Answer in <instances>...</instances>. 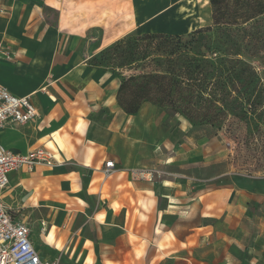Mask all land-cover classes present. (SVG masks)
Segmentation results:
<instances>
[{"label":"crops","instance_id":"1","mask_svg":"<svg viewBox=\"0 0 264 264\" xmlns=\"http://www.w3.org/2000/svg\"><path fill=\"white\" fill-rule=\"evenodd\" d=\"M49 1L0 0V84L15 96H30L37 109L33 122L2 128L0 145L19 155L49 149L60 162L11 172L2 203L16 221L29 226L43 260L159 264L161 254L169 258L173 248L159 230L165 215L159 198L148 195L153 184L145 177L161 163L172 167L170 140L183 137V150L189 154L192 136H160V125L169 126L168 118L174 117L166 107L144 102L138 113H127L118 102L121 75L95 65L87 40L52 21ZM108 161L116 169L106 177ZM165 183L173 188L162 196L170 210L180 184ZM183 183L186 187L187 181ZM235 194L239 192L232 191L227 199ZM141 200L149 205L144 218L133 212ZM184 229L185 247L207 231ZM236 237L239 249L255 258L251 264L264 262L260 235L255 239L248 233L242 245Z\"/></svg>","mask_w":264,"mask_h":264},{"label":"rangeland","instance_id":"2","mask_svg":"<svg viewBox=\"0 0 264 264\" xmlns=\"http://www.w3.org/2000/svg\"><path fill=\"white\" fill-rule=\"evenodd\" d=\"M222 1V22L242 26L250 37L242 34L241 38H249L252 46L260 44L258 49L244 53L246 65L255 75L254 81L248 88L237 87L233 93L235 107L227 109V118L219 125L193 122L168 109L174 117L168 118L169 126L160 125V136H192V140L189 154L183 150V137L170 140L172 167L168 170L161 163L145 177L153 184V192L148 195L159 198V209L165 215L161 224L158 223L159 230L166 233V245L173 248L169 258L164 259L161 254L159 264H190V261L193 264H251L255 258L239 249L235 235L241 237L242 245L248 241V233L255 239L258 234L260 247L264 245V233H261L264 229V0ZM49 2L52 21L70 34L83 36L88 53H95L94 64L121 75L122 79L141 74L142 68L154 67H147L149 62L142 61L139 55L138 60L131 61L122 56L121 50L114 51L118 43L125 45L130 40L135 51L139 46L136 39L146 34L187 36L199 28L214 26V8L209 0ZM259 98L263 104L257 106ZM165 180L180 184L170 210L164 207L162 196L173 188L171 184H163ZM184 181H187L186 187ZM232 191L239 195L227 199ZM126 196L130 199V192ZM148 207L141 200L138 210L134 205L133 212L144 218ZM185 208L190 212L187 215L183 214ZM135 224L136 217L132 228ZM31 227L35 231L32 223ZM185 227L186 232L191 229L193 234L200 228L207 231L193 236L185 247ZM61 264L66 263L61 260Z\"/></svg>","mask_w":264,"mask_h":264},{"label":"trees","instance_id":"3","mask_svg":"<svg viewBox=\"0 0 264 264\" xmlns=\"http://www.w3.org/2000/svg\"><path fill=\"white\" fill-rule=\"evenodd\" d=\"M209 1L214 8V26L187 36L146 34L136 39L139 46L135 51L130 40L114 46L113 50H121L126 59L141 57L149 62L147 67H154L122 79L118 102L127 113H138L144 102H151L193 122L219 125L227 118V109H234L233 93L237 87L248 88L255 76L246 65L244 53L258 49L260 44L252 46L249 38H241L242 34L250 37L242 26L222 22V0ZM262 104L259 98L256 105Z\"/></svg>","mask_w":264,"mask_h":264},{"label":"built area","instance_id":"4","mask_svg":"<svg viewBox=\"0 0 264 264\" xmlns=\"http://www.w3.org/2000/svg\"><path fill=\"white\" fill-rule=\"evenodd\" d=\"M37 117V109L30 96L18 97L0 84V130L9 124L25 125ZM60 162L49 149H37L27 155H19L0 145V264H61L60 259L43 260L30 239V228L16 221L1 200L9 185V174L36 165L55 167ZM116 169L113 161L105 163L104 175L110 176Z\"/></svg>","mask_w":264,"mask_h":264}]
</instances>
